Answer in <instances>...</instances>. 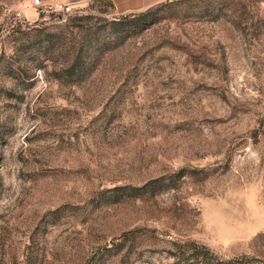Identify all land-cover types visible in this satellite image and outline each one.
Listing matches in <instances>:
<instances>
[{
  "label": "rangeland",
  "instance_id": "1",
  "mask_svg": "<svg viewBox=\"0 0 264 264\" xmlns=\"http://www.w3.org/2000/svg\"><path fill=\"white\" fill-rule=\"evenodd\" d=\"M215 257L264 264V0H0V264Z\"/></svg>",
  "mask_w": 264,
  "mask_h": 264
},
{
  "label": "crops",
  "instance_id": "2",
  "mask_svg": "<svg viewBox=\"0 0 264 264\" xmlns=\"http://www.w3.org/2000/svg\"><path fill=\"white\" fill-rule=\"evenodd\" d=\"M120 14L140 12L167 0H109Z\"/></svg>",
  "mask_w": 264,
  "mask_h": 264
},
{
  "label": "trees",
  "instance_id": "3",
  "mask_svg": "<svg viewBox=\"0 0 264 264\" xmlns=\"http://www.w3.org/2000/svg\"><path fill=\"white\" fill-rule=\"evenodd\" d=\"M159 5V4H158ZM152 8V7H151ZM148 9H150V8H148ZM205 254H208V251L207 252H205ZM232 261H237V260H231V259H227V260H225V259H221V258H217V257H215V260L214 261H207V262H202V263H204V264H242V262L240 261V262H238V263H236V262H233L232 263Z\"/></svg>",
  "mask_w": 264,
  "mask_h": 264
},
{
  "label": "built area",
  "instance_id": "4",
  "mask_svg": "<svg viewBox=\"0 0 264 264\" xmlns=\"http://www.w3.org/2000/svg\"><path fill=\"white\" fill-rule=\"evenodd\" d=\"M56 9L62 13L68 14L71 13L73 10V6L68 4V3H58L56 5ZM8 11H10V9H8Z\"/></svg>",
  "mask_w": 264,
  "mask_h": 264
}]
</instances>
